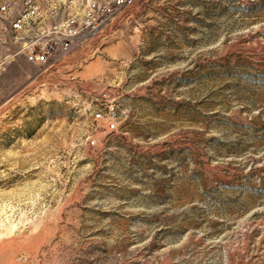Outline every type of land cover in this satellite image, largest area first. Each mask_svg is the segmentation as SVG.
Returning <instances> with one entry per match:
<instances>
[{
	"label": "rangeland",
	"instance_id": "1",
	"mask_svg": "<svg viewBox=\"0 0 264 264\" xmlns=\"http://www.w3.org/2000/svg\"><path fill=\"white\" fill-rule=\"evenodd\" d=\"M8 55L0 264H264V0H99L70 53Z\"/></svg>",
	"mask_w": 264,
	"mask_h": 264
},
{
	"label": "built area",
	"instance_id": "2",
	"mask_svg": "<svg viewBox=\"0 0 264 264\" xmlns=\"http://www.w3.org/2000/svg\"><path fill=\"white\" fill-rule=\"evenodd\" d=\"M98 33L99 0H64L59 6L51 3L47 11L35 0H0V54L8 43L18 44L15 56L42 63L70 53ZM108 110L112 131L116 112L114 107ZM94 118L102 120V112Z\"/></svg>",
	"mask_w": 264,
	"mask_h": 264
},
{
	"label": "crops",
	"instance_id": "3",
	"mask_svg": "<svg viewBox=\"0 0 264 264\" xmlns=\"http://www.w3.org/2000/svg\"><path fill=\"white\" fill-rule=\"evenodd\" d=\"M18 48H19L18 44L8 43L3 54H6V56L7 54H10L11 56L8 55L9 56L8 58L15 57V52ZM16 57L18 58L19 56Z\"/></svg>",
	"mask_w": 264,
	"mask_h": 264
}]
</instances>
